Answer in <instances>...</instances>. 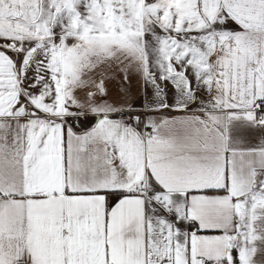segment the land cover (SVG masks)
<instances>
[{
    "label": "snow or ice",
    "instance_id": "1",
    "mask_svg": "<svg viewBox=\"0 0 264 264\" xmlns=\"http://www.w3.org/2000/svg\"><path fill=\"white\" fill-rule=\"evenodd\" d=\"M0 264H264V0H0Z\"/></svg>",
    "mask_w": 264,
    "mask_h": 264
}]
</instances>
